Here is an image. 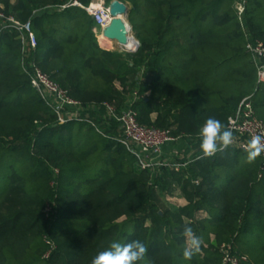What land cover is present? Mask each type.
Segmentation results:
<instances>
[{"label":"trees","instance_id":"trees-1","mask_svg":"<svg viewBox=\"0 0 264 264\" xmlns=\"http://www.w3.org/2000/svg\"><path fill=\"white\" fill-rule=\"evenodd\" d=\"M72 1L0 0V12L30 22V62L71 99L99 109L57 125L21 67L19 35H0V264H91L111 242L133 240L148 249L138 264H223L225 255L264 264L262 159L249 163L235 149L197 159L207 118L226 127L249 98L264 124V85L245 49L247 38L264 44V0H246L244 29L236 0H119L130 8L133 54L100 49L84 10L56 9ZM133 93L139 125L198 149L186 167L142 170L110 139L119 130L100 119L103 107L119 112ZM176 192L184 207L157 208ZM186 225L203 239L190 261Z\"/></svg>","mask_w":264,"mask_h":264},{"label":"built area","instance_id":"built-area-1","mask_svg":"<svg viewBox=\"0 0 264 264\" xmlns=\"http://www.w3.org/2000/svg\"><path fill=\"white\" fill-rule=\"evenodd\" d=\"M245 5L246 0H236V16L243 29L242 18L245 12ZM68 7H78L91 17L94 23L93 33L96 39L102 37V32L110 25L112 20L109 13V5H106L105 0H94L86 7L73 0L70 4L56 9L64 10ZM7 31H15L19 35L22 55L21 67L28 77L30 86L38 94L42 102L55 114L57 125H64L71 121L80 122L83 120L84 113L89 114V112L97 110L99 112V109L95 106L85 107L71 99L65 91L61 90L43 74L34 62H30L29 54L36 48V38L31 31L30 22L21 24L12 16L0 12V35ZM99 31L100 33H98ZM245 49L254 65L257 83L264 85V44L247 38ZM137 98V94L133 93L131 103L119 112L109 105H104V117H106L107 121L115 123L119 130V136L115 139H110L123 145L136 159L142 170L156 173L162 168L178 171L186 167L192 160L182 162L184 156L181 151H172V155L176 158L172 161L157 158L163 149L179 142L181 139L180 137H173L170 131L139 125L136 120V113L131 109V105ZM226 128H230L234 136V142L229 149L245 153L247 143L252 136H264V124L256 118L249 98L240 102L235 113L227 120ZM201 157L202 155L197 159ZM259 157L264 165V153ZM223 264H237V261L229 255H225Z\"/></svg>","mask_w":264,"mask_h":264},{"label":"clouds","instance_id":"clouds-1","mask_svg":"<svg viewBox=\"0 0 264 264\" xmlns=\"http://www.w3.org/2000/svg\"><path fill=\"white\" fill-rule=\"evenodd\" d=\"M198 136L201 158L214 157L218 152L229 149L234 142L232 130L213 117L204 121L199 128ZM246 153L249 163L254 162L264 153V136H252L247 143ZM183 235L185 245L182 256L184 260L190 261L200 253L203 239L196 235L192 227L187 225L184 227ZM147 251V246L139 240L128 243L113 241L105 250L99 251L93 257L91 264H138V262L144 261Z\"/></svg>","mask_w":264,"mask_h":264},{"label":"water","instance_id":"water-1","mask_svg":"<svg viewBox=\"0 0 264 264\" xmlns=\"http://www.w3.org/2000/svg\"><path fill=\"white\" fill-rule=\"evenodd\" d=\"M108 8L112 20L110 25L102 32V36L106 40L115 43L120 51H124L129 43V34L132 30L131 26L126 22L129 8L119 0H112ZM138 47L139 44L136 41L134 51L128 53H135Z\"/></svg>","mask_w":264,"mask_h":264},{"label":"crops","instance_id":"crops-1","mask_svg":"<svg viewBox=\"0 0 264 264\" xmlns=\"http://www.w3.org/2000/svg\"><path fill=\"white\" fill-rule=\"evenodd\" d=\"M92 1H94V0H90L89 3H91ZM96 40H97V43H98V46L100 49H102L104 51H110L112 49V46L110 48L104 47V46L101 47L100 44L102 43L105 45V43H103L102 40L100 41V39H96ZM130 80H131V78H130ZM133 80L137 81L136 78H134ZM129 97H131V96H129ZM132 97H133V95H132ZM185 145H186V143H184V141H179L175 144H172L169 147H166L165 149H163L162 153L160 155H158L157 158L158 159H165L167 161H172V160L176 159L175 156L172 155V151H181L183 153V156H184L182 162L190 161L191 160L190 155H192L198 149L193 148V146H187L186 147ZM178 194L179 193L176 192L172 196H169L171 198L170 201H172V203H170V204H171V206H174V207H184L186 205V201L183 198H181ZM203 216H205V215H203Z\"/></svg>","mask_w":264,"mask_h":264},{"label":"rangeland","instance_id":"rangeland-1","mask_svg":"<svg viewBox=\"0 0 264 264\" xmlns=\"http://www.w3.org/2000/svg\"><path fill=\"white\" fill-rule=\"evenodd\" d=\"M112 0H107L106 1V5L108 6L109 5V3L111 2ZM130 9V8H129ZM126 22L128 23V17L126 18ZM129 24V23H128ZM98 33H100V31L98 32ZM130 35L136 40V37H135V33L133 32V30H131V32H130ZM137 41V40H136ZM105 45H107V44H105ZM110 48V47H109ZM110 51H112V52H117V53H119V54H126L127 52H124V51H120L119 50V48H118V46H117V48H116V45H113L112 46V49L110 50ZM133 54V53H132ZM134 77H132L131 78V80H130V82H129V87L131 88V87H133V82H134ZM130 91V89L128 90V92ZM127 96H128V94H127ZM131 100L132 99H130V101L127 103V104H129V103H131ZM127 104H126V106H127ZM109 106H111L113 109H115L116 107H117V104H111V105H109ZM100 119H102L103 121H105L106 122V124H107V121H106V117H104V113L103 114H101V116H100ZM105 126V125H104ZM98 129H100L99 128V126H98ZM103 131V130H102ZM159 172V171H158ZM171 200V198L169 197V196H166L165 198H163V199H161V200H159V201H156L157 202V208L158 209H161V210H164V208L166 207V206H168V205H171L170 203H172V201H170Z\"/></svg>","mask_w":264,"mask_h":264},{"label":"bare ground","instance_id":"bare-ground-1","mask_svg":"<svg viewBox=\"0 0 264 264\" xmlns=\"http://www.w3.org/2000/svg\"><path fill=\"white\" fill-rule=\"evenodd\" d=\"M131 36V35H130ZM103 41V43H105V44H107V45H102V43L100 44L101 45V47L102 46H104V47H111V46H113V45H116L115 43H113V42H110V41H108V40H106L103 36L100 38V41ZM116 48H117V46H116ZM131 51H134L133 50V45H132V41H131V38H130V42L128 43V45L126 46V48H125V50H124V52H131Z\"/></svg>","mask_w":264,"mask_h":264}]
</instances>
